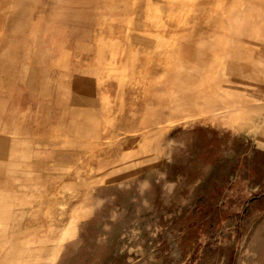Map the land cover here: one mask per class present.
<instances>
[{
  "label": "rangeland",
  "instance_id": "1",
  "mask_svg": "<svg viewBox=\"0 0 264 264\" xmlns=\"http://www.w3.org/2000/svg\"><path fill=\"white\" fill-rule=\"evenodd\" d=\"M263 12L0 0V264H264Z\"/></svg>",
  "mask_w": 264,
  "mask_h": 264
},
{
  "label": "bare ground",
  "instance_id": "2",
  "mask_svg": "<svg viewBox=\"0 0 264 264\" xmlns=\"http://www.w3.org/2000/svg\"><path fill=\"white\" fill-rule=\"evenodd\" d=\"M247 1H248V0H247ZM257 1H258V0H257ZM238 2H239V1H238ZM238 2H237V3H238ZM240 2L242 3V1H240ZM240 2H239V3H240ZM250 2H251V1H249V3H250ZM235 3H236V2H235ZM251 3H253V2H251ZM244 5H245V4H244ZM250 5H251V4H250ZM254 5H255V4H253V6H254ZM247 6H248V5H247ZM251 6H252V5H251ZM242 7H243V6H242ZM240 8H241V7H240ZM256 8H257V7H256ZM258 8H259V7H258ZM260 8H261V7H260ZM260 8L258 9L257 12L261 11ZM238 10H239V9H238ZM242 10H243V9H242ZM242 10H241V11H242ZM118 11H120V10H118ZM235 11H236V10H235ZM248 11H249V9H248ZM248 11H247V12H248ZM250 11H251V10H250ZM254 11H255V10H254ZM247 12H246V13H247ZM118 13H119V12H118ZM263 13H264V12H263ZM263 13H262V16H263ZM247 14H248V13H247ZM250 14H251V13H250ZM257 14H258V13H257ZM241 15H242V14H241ZM258 15H259V14H258ZM260 16H261V13H260ZM262 16H261V17H262ZM249 17L251 18V16H249ZM245 18H246V17H245ZM250 18H248V19L250 20ZM233 19H234V18H233ZM233 19H232V20H233ZM259 19H260V18H259ZM238 23H239V22H238ZM249 23H250V22H249ZM249 23H248V24H249ZM258 23H259V22H258ZM227 24H228V23H227ZM245 24H246V23H245ZM251 24H252V23H250V25H251ZM228 26H229V25H228ZM237 26H238V25H237ZM246 26H247V25H244L245 28H249V26H248V27H246ZM251 26H254V24L251 25ZM260 26H261V25H260ZM260 26H259V27H260ZM259 27H258V28H259ZM253 28H255V26H254ZM253 28H252V29H253ZM237 29H238V27L236 28V30H237ZM249 29H250V28H249ZM255 29H256V28H255ZM242 30H244V29H240V31H241L242 33L245 32V31H242ZM234 31H235V30H234ZM257 31H258V30H257ZM257 31H256V32H257ZM254 33H255V31H254ZM257 33H258V32H257ZM257 33H256V34H257ZM245 34H246V33H245ZM232 35H233V34H232ZM237 36L242 40V38L240 37V35L237 34ZM246 36H247V35H246ZM226 37H227V36H226ZM230 37H231V35H230ZM234 37H236V35H235ZM244 38H245V36H244ZM228 39H229V38H228ZM231 39L233 40V37H232ZM237 40H238V39H237ZM244 42H245V41H244ZM225 43H226V42H225ZM238 43H240V45H241V41H238ZM246 43H247V42H246ZM226 44H227V43H226ZM229 44H230V43H229ZM231 44H232V43H231ZM233 44H234V43H233ZM240 45H239V46H240ZM229 46H230V45H229ZM234 46H235V45H234ZM249 46H250V45H249ZM230 47H231V46H230ZM223 48H224V45H223ZM230 49H231V48H230ZM230 49H229V50H230ZM233 50H234V49H233ZM236 50H238V49L236 48ZM231 51H232V50H231ZM238 51H239V50H238ZM249 51H250V50H249ZM249 51H248V52H249ZM232 52H233V51H232ZM248 52H247V53H248ZM224 53H225V52H224ZM244 53H245V55L247 54V53H246V50H245ZM222 54H223V53H222ZM249 54H250V53H249ZM249 54H248V56H250ZM251 55H252V54H251ZM222 56H223V55H222ZM239 56H240V55H239ZM239 56H238V57H239ZM248 56H246V57H248ZM228 57H229V55H228ZM231 58H232V59H231L230 61L228 60L229 58H228V59L226 58V59H227V62L229 61V67H228V68L231 70L232 76H233L235 79L243 78V76H241L240 74L237 73L238 71H242V70L239 69V68H240V67H239L240 65L238 64L239 61H237V60L235 59L236 57H234V56H232ZM248 58H249V57H248ZM250 58H251V56H250ZM221 59H222V58H221ZM244 60H245V58H244ZM250 60H251V59H250ZM221 62H222V61H221ZM223 62H224V61H223ZM258 62H259L262 66L264 65V55H259V57H258ZM222 64H223V63H222ZM258 65H259V64H258ZM225 66H226V65H225ZM250 67H251V65H250ZM228 68H227V71L229 72L230 70H228ZM241 69H242V68H241ZM225 70H226V69H225ZM184 71H186V70H184ZM229 73H230V72H229ZM241 73H242V72H241ZM223 74H225V73H223ZM246 74H247L246 77L250 75V74L247 73V72H246ZM224 79H225V78H224ZM225 80H226V79H225ZM182 85H183V84H182ZM219 111H220V110H219ZM221 113H222V112H221ZM219 114H220V112H219ZM222 114H223V113H222Z\"/></svg>",
  "mask_w": 264,
  "mask_h": 264
},
{
  "label": "crops",
  "instance_id": "3",
  "mask_svg": "<svg viewBox=\"0 0 264 264\" xmlns=\"http://www.w3.org/2000/svg\"><path fill=\"white\" fill-rule=\"evenodd\" d=\"M10 119H11V117L8 120H10ZM0 144L3 145V144H5V142L3 141ZM15 189L18 190V184L15 183L14 178L7 177L6 179L0 180V190L15 191Z\"/></svg>",
  "mask_w": 264,
  "mask_h": 264
}]
</instances>
